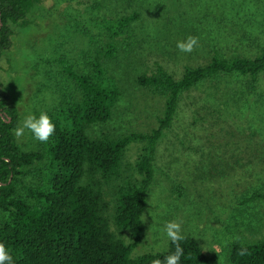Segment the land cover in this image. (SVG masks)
<instances>
[{
    "label": "rangeland",
    "instance_id": "374dc122",
    "mask_svg": "<svg viewBox=\"0 0 264 264\" xmlns=\"http://www.w3.org/2000/svg\"><path fill=\"white\" fill-rule=\"evenodd\" d=\"M133 12V34L120 39L106 61L121 96L111 119L93 125L95 133L106 127L148 133L157 126L162 98L137 86V75L160 65L179 78L186 65L207 63L215 50L253 57L264 47V0H41L25 25H12V45L0 58L2 89L17 107L19 123L59 102L68 85L61 59L82 70L85 55L107 40L100 22ZM189 35L198 45L180 52L176 42ZM16 140L23 150L36 141L27 130ZM140 146H129V161ZM155 165L134 254L165 250L163 225L171 220L181 223V234L194 238L211 264H226L230 242L263 235L264 199H243L264 192V71L255 90L245 76L232 74L185 92L157 144ZM123 238L129 241L128 232Z\"/></svg>",
    "mask_w": 264,
    "mask_h": 264
},
{
    "label": "trees",
    "instance_id": "16d2710c",
    "mask_svg": "<svg viewBox=\"0 0 264 264\" xmlns=\"http://www.w3.org/2000/svg\"><path fill=\"white\" fill-rule=\"evenodd\" d=\"M40 1L0 0V58L12 45V25H25ZM136 19L133 12L101 21L107 40L85 55L82 70L66 59L59 61L68 85L61 88L59 102L45 111L56 125L47 143L36 140L27 150L19 146L13 134L19 112L0 80V243L12 264H151L174 251L170 240L163 251H133L143 233L157 144L171 127L182 95L198 84L236 74L245 76L247 88L255 90L264 71V47L253 57H225L215 50L207 63L186 65L179 78L160 65L137 75V86L162 98L157 126L148 133L110 127L95 133L93 125L111 119L121 96L106 61L116 55L118 41L133 34ZM133 143L141 146L129 161L127 150ZM174 189L182 194L180 185ZM257 199H264V192H252L243 200ZM183 237L180 264H211L194 238ZM242 248L247 255H239ZM226 252V264H264V234L232 241Z\"/></svg>",
    "mask_w": 264,
    "mask_h": 264
},
{
    "label": "clouds",
    "instance_id": "9594fccd",
    "mask_svg": "<svg viewBox=\"0 0 264 264\" xmlns=\"http://www.w3.org/2000/svg\"><path fill=\"white\" fill-rule=\"evenodd\" d=\"M198 45V38L195 36H187L182 41L176 42V48L183 53H191ZM32 134V137L41 142L47 143L56 131V125L47 112L41 111L39 115L27 113L17 127L13 129V134L19 138L25 131ZM163 232L168 239L175 245L173 252L164 256L163 259H153L151 264H180V259L184 255V250L180 242L184 239L181 234V223L171 220L163 225ZM247 249H241L239 255H247ZM0 264H12V256L6 249L4 243H0Z\"/></svg>",
    "mask_w": 264,
    "mask_h": 264
}]
</instances>
